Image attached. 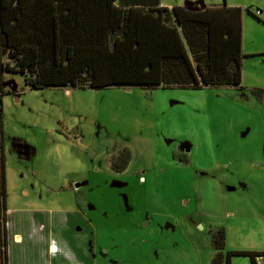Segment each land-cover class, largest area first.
Instances as JSON below:
<instances>
[{
	"label": "rangeland",
	"instance_id": "rangeland-1",
	"mask_svg": "<svg viewBox=\"0 0 264 264\" xmlns=\"http://www.w3.org/2000/svg\"><path fill=\"white\" fill-rule=\"evenodd\" d=\"M160 1L189 9L243 2L245 94L236 86L32 88L5 68L12 62L1 51L0 226L20 210L81 207L90 226H72L95 264H209L216 226L225 252L264 249V92L253 93L264 89V0ZM255 5L259 17L247 12ZM123 145L128 164L116 171L110 159ZM211 165L224 170L196 181ZM205 209L207 219L198 215ZM229 263L251 261L233 254Z\"/></svg>",
	"mask_w": 264,
	"mask_h": 264
},
{
	"label": "trees",
	"instance_id": "trees-1",
	"mask_svg": "<svg viewBox=\"0 0 264 264\" xmlns=\"http://www.w3.org/2000/svg\"><path fill=\"white\" fill-rule=\"evenodd\" d=\"M241 40L242 9L226 4L189 9L168 8L160 0H0V52L12 62L5 68L23 74L32 88L236 86L244 95ZM263 92L253 90L258 99ZM127 149L113 167L119 159L125 167ZM2 158L0 153L3 211ZM210 240L215 253L209 264H230L233 254L257 264L255 257L264 255L223 251L222 226L212 229ZM0 247L7 264L4 225Z\"/></svg>",
	"mask_w": 264,
	"mask_h": 264
},
{
	"label": "crops",
	"instance_id": "crops-1",
	"mask_svg": "<svg viewBox=\"0 0 264 264\" xmlns=\"http://www.w3.org/2000/svg\"><path fill=\"white\" fill-rule=\"evenodd\" d=\"M226 5L244 7L243 2H228ZM260 7L255 5L252 10V6H247L253 14L254 9L258 10L260 12L257 15L258 17L262 13ZM186 154L183 153V155ZM212 166L207 170L208 176L199 175L197 177L196 174L198 173L196 171V181L197 179L216 177V174H220L224 170L221 168L215 169V167H213V170ZM210 181L212 184L213 180ZM200 201L201 199L195 200V204L196 202L201 203ZM92 208L94 209V207H89L87 210ZM4 211L6 213V208ZM14 214L15 216L10 215L7 217L8 222L5 226L7 264H95L94 255L90 253L87 247L88 244L83 236L84 234L77 233L78 230L76 232L72 226V223L74 226L75 223L90 226L91 212H85L81 207H70L59 209L55 213L45 210L25 209ZM208 214L205 209V213L200 212L198 215L207 219L209 218ZM196 216L195 213V219ZM71 227L74 231L69 232ZM80 237L83 241L79 239ZM254 251H264V249H255ZM255 258L257 264H259V260L264 261V255H257ZM0 264H4L3 252L0 254Z\"/></svg>",
	"mask_w": 264,
	"mask_h": 264
},
{
	"label": "flooded vegetation",
	"instance_id": "flooded-vegetation-1",
	"mask_svg": "<svg viewBox=\"0 0 264 264\" xmlns=\"http://www.w3.org/2000/svg\"><path fill=\"white\" fill-rule=\"evenodd\" d=\"M1 95V94H0ZM127 148V147H126ZM126 148H125V146L123 145V146H121V147H119V148H117V149H115L114 150V152L113 153H116V155L113 157V158H116V159H118V157H120V155H121V152H123V151H126ZM116 159L113 161L112 159H110V165H111V167L114 169V170H116V171H121V170H123V169H125L126 168V166H127V164L125 165V167H120L121 165V159H119V161H120V163H117L116 164V166L118 167H113V162H116ZM1 247H0V254H1Z\"/></svg>",
	"mask_w": 264,
	"mask_h": 264
},
{
	"label": "built area",
	"instance_id": "built-area-1",
	"mask_svg": "<svg viewBox=\"0 0 264 264\" xmlns=\"http://www.w3.org/2000/svg\"><path fill=\"white\" fill-rule=\"evenodd\" d=\"M260 12L258 10H255L254 14L258 15Z\"/></svg>",
	"mask_w": 264,
	"mask_h": 264
}]
</instances>
